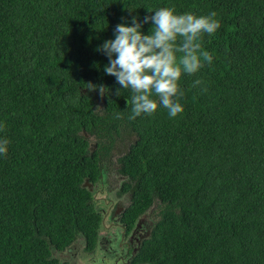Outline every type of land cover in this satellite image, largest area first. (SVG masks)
I'll return each mask as SVG.
<instances>
[{"label":"trees","instance_id":"16d2710c","mask_svg":"<svg viewBox=\"0 0 264 264\" xmlns=\"http://www.w3.org/2000/svg\"><path fill=\"white\" fill-rule=\"evenodd\" d=\"M170 4L217 12L202 40L214 60L182 78L183 113L129 119L97 46L122 17ZM0 124V264H68L54 254L79 236L95 248L103 214L85 179H105L119 137V173L140 184L123 221L155 204L166 264H264V0H0Z\"/></svg>","mask_w":264,"mask_h":264},{"label":"clouds","instance_id":"9594fccd","mask_svg":"<svg viewBox=\"0 0 264 264\" xmlns=\"http://www.w3.org/2000/svg\"><path fill=\"white\" fill-rule=\"evenodd\" d=\"M147 10L149 14L143 18L138 15L122 17V22L113 30V37L98 45L97 51L108 57V63L102 67L106 75L115 77L119 85L116 94L125 95L122 90L131 93L126 95L131 110L129 119L151 115L159 108L166 109L168 116L175 118L184 111L182 78L200 72L213 62L214 57L203 48L202 40L205 35L211 36L218 31L221 20L214 10L207 14L181 12L174 4ZM145 24L151 25L147 32ZM201 83L196 79L193 86ZM94 87L101 93L96 100L98 107L103 109L107 104L106 89L110 90V95L112 89L103 84ZM116 118H120L119 113ZM122 142L125 143V139ZM10 144L9 138L0 136V156L8 153ZM109 151L103 154L104 167ZM102 172L106 174L104 169Z\"/></svg>","mask_w":264,"mask_h":264},{"label":"flooded vegetation","instance_id":"af4514ba","mask_svg":"<svg viewBox=\"0 0 264 264\" xmlns=\"http://www.w3.org/2000/svg\"><path fill=\"white\" fill-rule=\"evenodd\" d=\"M126 175V174H125ZM130 175V176H129ZM126 175L122 182L115 180L112 186L116 193L114 211L106 210L108 223L101 226L98 242L94 249L86 247L85 238L82 246L77 244L79 236L73 244L63 251L61 262L68 264H166L168 247L158 241L161 234L154 232L155 221L148 213H142L131 228L123 221V213L128 211L135 200L140 184L132 174ZM131 183V188L123 186ZM121 209V210H120ZM102 221H104V216ZM158 241L157 243H155ZM150 246V247H149ZM151 254V256H150Z\"/></svg>","mask_w":264,"mask_h":264},{"label":"rangeland","instance_id":"374dc122","mask_svg":"<svg viewBox=\"0 0 264 264\" xmlns=\"http://www.w3.org/2000/svg\"><path fill=\"white\" fill-rule=\"evenodd\" d=\"M81 133L88 138L89 148H91L92 150L98 149L97 139L95 136H90L85 130H83ZM123 139V137L117 138L114 146L109 151V156L105 158V167L102 158V165L106 173V178L103 179V181H98V183L94 187L92 186L91 182H88L87 179H85L86 183H88L91 189L94 190V201L98 204V207L104 216V221H102L104 223H108V220L105 218L107 217V213L105 211L111 210V212H113L115 207L112 208L111 205L113 204L114 206H116V203L118 202L116 199V193L113 190L114 186L112 185L114 184L115 180L122 182L124 179H127V176L125 174L119 173L121 163L118 160L127 151L129 146V142H122ZM132 140H135L134 135H132ZM154 207L155 204L147 212L152 219ZM77 244H79L80 246L85 244L84 239L80 237ZM54 255L60 260L64 259L62 252H55Z\"/></svg>","mask_w":264,"mask_h":264}]
</instances>
